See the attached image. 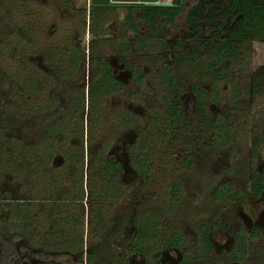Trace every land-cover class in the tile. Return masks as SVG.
Instances as JSON below:
<instances>
[{"label":"trees","instance_id":"trees-1","mask_svg":"<svg viewBox=\"0 0 264 264\" xmlns=\"http://www.w3.org/2000/svg\"><path fill=\"white\" fill-rule=\"evenodd\" d=\"M70 1L73 4L74 0ZM154 1L136 0L137 6L128 8L124 29L134 37H139L138 22L149 30V38H159L160 28L165 26L168 29L174 25L183 13L184 2L188 0H173L170 6H155L152 5ZM91 10L97 11L98 15L93 20L96 26L90 25L89 30L98 35L110 18L111 7H91ZM71 12L83 16L80 22L83 27L85 11L72 9ZM5 19L10 28L8 37L14 38L12 52L18 54L16 51L21 47L22 40H28V45L32 46L34 32L38 29L36 21L31 19L21 26L9 16H5ZM185 22L188 35L175 44L173 51L176 55V66L185 67L196 83L191 89L201 130L198 134L194 133L198 139L195 138L189 147L193 149L199 145L202 137L212 130L213 144L224 147L228 144L230 128L222 118L212 124L208 119L206 103L211 101L219 104L217 87L230 72L228 65H239L240 58L253 50L256 53V63L254 62L252 84L258 89L264 86V61H257L259 52L264 51V0H196L195 4L187 9ZM185 40L188 41V47L184 52L182 47ZM137 43L136 52L143 54L147 44L144 41ZM97 45L102 46L103 41L99 40ZM53 50H45L42 53L43 64L47 70L45 73L33 71L29 67L23 71L18 70L19 74L14 72L13 75H7L8 79L1 76V81L9 84L10 101L0 106V120L9 121L14 118L16 121H32L34 125L29 131L23 130L21 134H15L20 135L22 140L15 135L9 137L0 131V152L11 167L16 169L19 165L23 172L38 176L42 186L37 198L30 200L25 197L16 202L13 210L15 221L10 227L11 234H6L11 238L5 241L11 250H6V253L7 257H17L15 244L19 243L20 247L22 243L27 247L37 246L40 250L37 256L41 259L68 255L72 264H82L84 259L91 264L94 254H84L85 246L91 248L96 240L112 242L121 236L127 223L125 216L123 221L120 219L117 224H112L105 215L106 207L95 204L97 200L120 203L128 197L129 188L124 186L123 167L109 153L111 145H127L129 164L138 176L139 183L146 187L154 159L148 145L151 144L152 138L160 143L169 142L168 147L176 143L177 127L184 113L181 103L183 90L180 91L178 84L171 79L172 72L165 70L164 90L167 107L162 118L153 123L150 130L147 128L146 132V127H141L139 117L125 108L113 109L104 114L107 100L125 92L126 89L110 75L109 62L98 54L91 56V66L97 65L98 71L91 77L87 88L72 87L66 92L62 103L57 102L56 105H52L53 95L48 92L49 95L38 104L40 107L33 110L29 107L33 95L35 98L41 97L46 89L49 91L54 87H63L64 79L79 78L75 76L76 72L80 71L83 59L79 46L72 43L70 50H66L65 46L55 47ZM125 50L126 47L121 46V52L124 53ZM26 60H23L24 63H27ZM64 67L72 73L64 75ZM25 70L28 74L21 79L19 75ZM143 80L144 76L136 68L134 83L141 86ZM205 83L211 85L209 91L200 88ZM71 85L76 84L72 82ZM231 100L235 106L241 104L235 97ZM130 129H137V140L128 146L129 142L122 138V134ZM115 132L120 133L117 140ZM261 146L263 141L255 137L252 141L254 152ZM261 188L262 181L257 179L250 190L258 196ZM214 194L216 198L225 199L228 196V187L220 186ZM84 199L89 202L88 207L83 205ZM3 201L0 197L1 240H4L2 236L6 233L3 227L5 222H8V218L3 217L7 215ZM30 208L34 210L33 214L28 212ZM32 219L40 222H32ZM135 222V234L129 238V251L146 254L149 248L147 243L156 233H147L148 226L141 218L136 217ZM35 225H38L37 229L33 228ZM41 227L44 229H39ZM37 230L42 231V235L38 236ZM85 230L88 233L86 237ZM11 251L13 253H10ZM108 264L128 262L124 255L110 260Z\"/></svg>","mask_w":264,"mask_h":264},{"label":"rangeland","instance_id":"rangeland-1","mask_svg":"<svg viewBox=\"0 0 264 264\" xmlns=\"http://www.w3.org/2000/svg\"><path fill=\"white\" fill-rule=\"evenodd\" d=\"M53 1L0 0V106L10 101L8 97L9 84L1 81L2 75L7 78V75H13L14 72L19 74L18 70L23 71L24 68L29 67L43 73L44 64L41 54L45 50L66 47L69 43L67 38L76 45L75 43L82 36L83 30L80 22L83 16L73 12L65 13L66 16H63L64 13L56 9L55 6L57 5L53 4ZM133 1L129 0V2ZM195 2L196 0L184 2V10L181 16L168 29L162 26L159 30V38L147 37L149 31L137 22L139 31L142 32L144 38L143 41L147 44L144 54L137 56V53H134V47L128 40L132 37L131 32L120 31L119 29L126 13L124 9L126 5L114 1L118 8L113 16L114 19L109 20L107 25L103 26V37H106L109 42L115 41L117 46H126L128 50L126 49L124 53H121L115 46L113 47L110 44L90 48V54L96 56L99 54V56H103L114 63V73L122 81L128 79L129 71L117 65L118 58L125 59L126 64L129 66L141 63L140 68L144 71V80L141 86L129 82L123 83L126 91L107 100V108L104 109V114L111 112L113 109L125 108V110L132 111L139 117L141 127L144 125L146 132L148 131L147 128L150 130V126L162 118L165 107H167L164 90L165 70L169 73L172 72L170 74L171 79L175 84H178L180 91L183 90L181 103L184 109L181 122L177 127L176 143H172L168 147L169 142L160 143L159 140L154 138L150 140L151 144L148 147L154 155L150 183L146 187L142 186L139 183L138 176L132 173V168L129 162L125 160L122 152L116 151L117 157L122 163L126 164L123 167V182L124 186L129 188L128 197L126 201L122 200L120 203L97 200L95 204L106 207L105 215L112 224L118 222L124 213L131 216V221L137 215V217L147 220V233L150 232L153 223L158 222L161 224L162 232L170 235L174 230H179L187 236L190 242L193 241V230L196 223H198L196 219L200 216L203 218L200 220H203L206 224H210L215 220L225 225L232 223V221L235 222L234 210L221 208L220 206L226 204V202L213 199V193L217 190L218 185L226 182L232 184L234 192L244 188L251 139L256 137L264 141V96L255 95L250 98L247 92L250 75L255 67L254 62L256 63L254 60L256 53L253 50L252 53L241 56L239 65L234 63L228 65L230 73H227V77L223 78L217 87L219 104L217 105L211 101L206 103L210 120L214 121L222 118L230 126L228 144L225 147L205 146L199 148L197 152H194L195 154H192L190 166L184 167V154L193 152L189 151V146L195 139V134H192V132L196 133L199 127V117L195 112L194 97L190 90L196 83L185 67L176 66V55L172 47L188 35L185 13ZM73 6L78 10H86L85 15H89V0H74ZM5 16H9L21 26L31 19L35 20V25L38 27V30L34 32L37 45L29 46L26 41H21V47L16 51L18 54L12 52L11 45L14 38L8 37L10 28ZM187 47L188 41L185 40L182 47L184 52ZM258 49L260 51L261 47ZM259 53L257 61L260 63L264 61V51L262 50ZM31 54L33 56L27 59L28 55ZM25 59H27V63H24L23 60ZM27 74L28 71L22 72L19 77L22 79V76L25 77ZM201 86L206 91L211 88V85L207 83ZM67 91L68 89L64 87L53 91L52 105H56L57 102L58 104L59 102L62 103ZM48 92L50 93V90L46 89L45 94L41 97L36 96L37 98L33 95L29 107L33 110L40 107L38 104L46 98ZM233 97L241 102L239 106L236 105L237 109L232 106L231 98ZM43 109L45 110V107ZM227 113L228 115H225ZM32 125H34L32 121H16L14 118L7 121L4 119L3 121L0 120V131L12 137L16 133L21 134L23 130L29 131ZM116 132L117 140L120 133ZM15 136L22 140L19 135ZM122 136L126 142H129V140L135 142L137 140V129L125 130ZM116 145L117 143L112 144L111 148H115ZM258 155L259 157L254 159V164L263 167L264 153ZM53 166L52 164L51 167ZM20 167L18 165L15 169L8 165L3 153L0 152V197L4 199V212L7 214L3 217L8 218V222H5L4 227L2 226L6 231L5 237L6 234H11L10 227L15 221L13 210L16 207V202L25 197L30 200L37 198L42 188L38 176L23 172ZM83 202V205L88 207L89 202L86 199ZM28 210L30 214H33L32 211L34 210L31 208ZM133 212L137 214L133 216ZM31 221L40 222L33 219ZM38 225L33 226V228L37 229ZM131 230L132 223L128 226L127 233ZM36 234L38 236L42 235V231L37 230ZM87 234L85 230L84 236L86 237ZM42 240H44L43 237ZM96 241L91 247L94 254V260L91 264H100L122 251V248L116 250L107 246L102 249L99 241ZM120 242L122 243V240ZM140 259V257H134L133 261L134 263H140L142 261Z\"/></svg>","mask_w":264,"mask_h":264},{"label":"flooded vegetation","instance_id":"flooded-vegetation-1","mask_svg":"<svg viewBox=\"0 0 264 264\" xmlns=\"http://www.w3.org/2000/svg\"><path fill=\"white\" fill-rule=\"evenodd\" d=\"M134 1L129 2V0H123V2H115V3H118V4L121 3L122 5H126L124 8L126 12L125 13V16H126L128 8L136 7V6H129V5H136V2ZM71 2L72 1L70 0H54L53 4L57 5L55 6L56 9L64 13L63 16H66L65 13H69L72 11V9H75V7L72 6L73 4ZM115 3L113 0H111L110 4L108 5L111 7V12H110L111 15H110L109 20L114 19L113 16L115 15V11L118 8V6H116ZM111 4H114L115 6ZM91 7H101V6H91L89 4V8H88L89 15L88 16L85 15L84 26L82 27L83 34L78 40V42L75 43L79 46L83 54L80 71L76 72V75H75V76H78L79 78L74 79V80H70V79L63 80V83H64L63 87L67 88L68 90L75 86L77 87L83 86L87 88L88 83L91 80V77L95 75L96 71H98L96 69L97 65L91 66L92 54H90V48L94 46L98 47L97 42L99 40L103 41V45L110 44L113 47L115 46V48L118 49L119 52H121L120 45L117 46L115 41L109 42V40H107L106 37H103L104 32H101L100 34L97 35L96 33H92L89 30L90 25L96 26V23L93 20L98 15L96 13L97 11L93 12L91 10ZM78 11H82V10H78ZM85 13H86V10H85ZM125 16L119 28L120 31H128L124 29ZM109 20L106 22L105 25H107ZM130 38L128 40L131 43V45L134 47V51H135L134 53L135 54L137 53L136 54L137 56H142L144 53L138 54V52H136L135 50L138 44L137 42H141L144 39L142 37V32L139 31V37H134L132 35V37ZM115 39H118V38H115ZM22 41L25 42V40H22ZM67 41H69V43H67V46L65 48L66 50H70L71 41L68 40V38H67ZM32 42H33L32 46L37 45V42H35V36H33ZM26 44L27 45L29 44L28 40H26ZM173 47H172V50H173ZM126 49L128 50L127 47ZM28 56L29 57H27V59L31 58V56L33 55L31 54ZM41 58H42V54H41ZM104 59L107 60L106 58ZM107 61L109 62V65H110V75L116 81L121 82L122 84L129 82V83H132L133 85H136L133 81L134 72L136 68H138L141 71V74L144 76L143 74L144 71L143 69L140 68L141 63L139 64L137 63L138 65L134 64L133 66H129L126 64L125 59L118 58V60L116 61L117 65L121 66L122 69H126V70L128 69L129 71L128 79L122 81L114 73V70H113L114 63H112L111 60L110 61L107 60ZM63 70L64 71L62 73L64 75H70L72 73L68 68H65V67L63 68ZM33 71L39 72L38 70H33ZM46 71L47 70L44 67L43 73H45ZM253 73L254 71L250 75L249 87H248L247 92L250 98H252L255 95L264 96V86L258 89L252 84ZM71 81L75 82L76 85L72 86ZM59 88L61 87L58 86V87L51 88L50 94H52L53 91ZM190 90L192 92V89ZM181 102H182V95H181ZM195 103L196 101L194 97V109H195V112L197 113ZM232 106L234 107V109H237L238 105L235 106L233 104ZM183 112H184V109H183ZM207 113L209 115V111ZM225 115H228V113ZM210 121L212 122V124H214L216 120L214 121L210 120ZM198 126L199 127H198V131H196V134H198V132L201 130L200 120L198 121ZM195 138L198 139V136ZM253 139H251V142H250L249 161H248V167H247L246 180H244V188L242 190H238L234 192L232 190V184L230 182H226L222 185L217 186V187H220V186L225 185L228 187V194H227L228 196L225 199L216 198L215 194L213 193V199H217L220 201L224 200L226 202V204L220 206L221 208H224V210L229 209V208L234 210L235 222L233 221L232 223L228 222L229 224L225 225L221 223L220 221L215 220L210 224H206V222H204L203 220H200V219H203L200 216L199 218L196 219L198 220V223H196V227L193 230L194 233L192 236L193 237L192 242H190L187 239V236L184 235V233L180 232L179 230H174L173 232H171L170 235L162 232L161 224H159L158 222L156 223L154 222L153 223L154 225H152L153 227H150L151 229L149 233L152 235V232H153V234L156 233V235H154L155 237L149 239V242L147 243L149 248L147 249L146 254H141V253H135L133 251L131 252L129 251V249L131 248L129 238L133 237L135 234V224H136L135 219L137 217L136 215L137 213L133 212L134 213L133 216L136 215L133 218V221H131L130 215H127L126 213H124L120 219L123 221V219H125V216H127V223L124 225V230L121 236H119L117 239L113 240L112 242H109L107 240H101L99 242L100 246H102V249H104L107 246V247H111L116 250L119 248H122L121 249L122 251L120 254L118 255L115 254L116 256H114L113 258L108 259L107 261L104 260L100 264H104V262H106L105 264H108L110 260L117 259L120 256H124V255H125V258L128 264H264V246H263L264 245V166L260 167V166H256L257 164H254V159H256V157H259L258 154L264 153V141H263V146H261L260 149L254 152L253 147H252ZM130 141L131 140H129L128 146L131 143L132 144L134 143ZM205 146L213 147V148L217 147L216 145L213 144V130L210 131L209 134L206 133L202 137V141H200L199 145L193 147V149H189V151H193L192 153L184 154L185 156L183 157V164L185 168L190 166L188 163H191L192 161L191 160L192 154H195L194 152H197L199 148L205 147ZM126 149H127V145L124 144L122 146H116L113 149L111 148L109 152L111 155H113V157L116 158V160L120 162L122 167L126 166V164L122 163L119 157H117L116 151L122 152L125 160L129 162V159H127L128 154H125L127 153ZM123 172H124V168H123ZM132 173L136 174L133 170H132ZM257 179H260L262 181V188L260 190L259 195L255 196L251 192L250 188L254 184L255 180L257 181ZM149 183H150V180H149ZM142 220H144L146 224L147 220L146 219H142ZM130 223H132V230L127 233L128 226H130ZM114 224H117V222H114ZM146 226L148 225L146 224ZM2 238L4 240L0 239V264H7V263H10V264H72L71 257L68 255H64V256L59 255L57 258L54 257V258H49V259L48 258L41 259L37 256V253L40 251L37 246L27 247L25 246V244H22L21 242H20L21 243L20 247H19V243L15 244L16 246L15 251H16L17 257H12V255L7 257L6 250L9 251L11 249L9 248L7 242L5 241H9V238L11 237L10 236L5 237L4 235L2 236ZM121 240H122V243L120 242ZM83 252L84 254L91 253L92 250L91 248L85 246ZM10 253H13V252L11 251ZM134 257H140L141 258L140 260L142 261L140 263H134L133 261ZM82 264H88V263L84 259L82 261Z\"/></svg>","mask_w":264,"mask_h":264},{"label":"water","instance_id":"water-1","mask_svg":"<svg viewBox=\"0 0 264 264\" xmlns=\"http://www.w3.org/2000/svg\"><path fill=\"white\" fill-rule=\"evenodd\" d=\"M115 2H123V0H113ZM111 0H89L91 6H108Z\"/></svg>","mask_w":264,"mask_h":264},{"label":"built area","instance_id":"built-area-1","mask_svg":"<svg viewBox=\"0 0 264 264\" xmlns=\"http://www.w3.org/2000/svg\"><path fill=\"white\" fill-rule=\"evenodd\" d=\"M173 0H155L152 5L155 6H170Z\"/></svg>","mask_w":264,"mask_h":264}]
</instances>
